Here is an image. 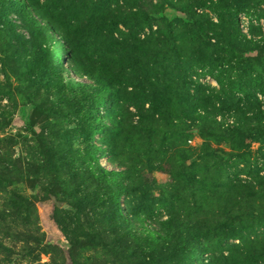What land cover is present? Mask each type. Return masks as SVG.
<instances>
[{
	"label": "rangeland",
	"instance_id": "obj_1",
	"mask_svg": "<svg viewBox=\"0 0 264 264\" xmlns=\"http://www.w3.org/2000/svg\"><path fill=\"white\" fill-rule=\"evenodd\" d=\"M251 9L0 0V264H264Z\"/></svg>",
	"mask_w": 264,
	"mask_h": 264
},
{
	"label": "built area",
	"instance_id": "obj_2",
	"mask_svg": "<svg viewBox=\"0 0 264 264\" xmlns=\"http://www.w3.org/2000/svg\"><path fill=\"white\" fill-rule=\"evenodd\" d=\"M260 14L258 10L253 9L238 12L236 14V27L240 37L245 41L264 45V16ZM204 82L212 84L211 77L205 75Z\"/></svg>",
	"mask_w": 264,
	"mask_h": 264
},
{
	"label": "trees",
	"instance_id": "obj_3",
	"mask_svg": "<svg viewBox=\"0 0 264 264\" xmlns=\"http://www.w3.org/2000/svg\"><path fill=\"white\" fill-rule=\"evenodd\" d=\"M261 16H264V14H260ZM235 24H236V15H235ZM236 29H237V27H236ZM237 31V34H238V36H239V38H240V40H242L243 42H245V43H248V44H254V45H256L255 43H253V42H249V41H245L244 39H242L241 37H240V34H239V32H238V30H236ZM259 45V44H258ZM197 253V252H196ZM195 253V254H196Z\"/></svg>",
	"mask_w": 264,
	"mask_h": 264
}]
</instances>
